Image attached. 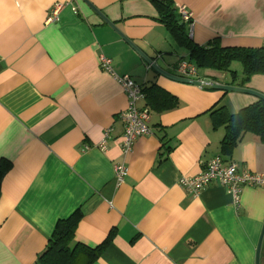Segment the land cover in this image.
<instances>
[{
  "label": "crops",
  "instance_id": "1",
  "mask_svg": "<svg viewBox=\"0 0 264 264\" xmlns=\"http://www.w3.org/2000/svg\"><path fill=\"white\" fill-rule=\"evenodd\" d=\"M88 1L164 71L178 76L177 65L189 61L154 1ZM171 1L193 15L191 39L199 46H263L264 0ZM57 4L58 17L49 21ZM102 57L116 76L156 84L179 100L172 111L149 109L152 135L128 154L119 115L129 101L117 77L101 68ZM198 74L239 86L229 73ZM243 88L264 94V75ZM257 102L160 76L82 0H0V264H36L59 223L73 217L75 243L95 248L110 238L92 264H256L264 189L243 188L236 207L220 186L195 197L180 180L217 156L241 173L264 174V143L246 133L225 155L227 131L212 115ZM118 165L127 170L121 185Z\"/></svg>",
  "mask_w": 264,
  "mask_h": 264
},
{
  "label": "trees",
  "instance_id": "2",
  "mask_svg": "<svg viewBox=\"0 0 264 264\" xmlns=\"http://www.w3.org/2000/svg\"><path fill=\"white\" fill-rule=\"evenodd\" d=\"M152 1L157 3L161 10L160 23L170 31L181 47L188 51V62L194 64L197 70L229 73L233 79L231 84H235L240 78L238 85L241 87L249 83L253 76L264 75V46L259 48L223 47L217 41L206 46H199L191 39L190 23L183 22L179 8L171 0ZM234 63L242 66L241 77L232 69ZM142 90L144 97L149 101L146 108L148 110L151 108L155 112H167L179 107L177 97L156 84L142 87ZM213 112V116L217 115L214 118V125L225 126L227 131L221 143V150L225 155L232 153L246 133L257 136L264 143L263 101L258 100L257 103L236 114L226 112L224 107ZM219 157L223 159L222 156ZM1 174L2 172L0 177ZM78 222L77 217L60 222L36 264H92L110 243V238L95 248L79 242L75 243Z\"/></svg>",
  "mask_w": 264,
  "mask_h": 264
},
{
  "label": "built area",
  "instance_id": "3",
  "mask_svg": "<svg viewBox=\"0 0 264 264\" xmlns=\"http://www.w3.org/2000/svg\"><path fill=\"white\" fill-rule=\"evenodd\" d=\"M62 6L57 4L54 6L49 21L56 20ZM180 14L183 22L190 23V34L192 32V25L194 23L193 15L185 8L180 7ZM264 46V39L262 41ZM101 68L113 76L111 60L102 57ZM176 71L178 77L192 81H200L203 86L207 85L203 79L199 78L198 70L192 63L182 61L177 65ZM127 99L129 101L128 108L123 111L119 117L124 124V134L121 141V150L124 154H128L133 150L137 140L142 137L152 135L151 122L152 113L144 108L140 109L138 103L144 99L142 87L138 85L130 77H118ZM110 133L107 131L105 137H109ZM127 175L125 166L118 165L115 167V179L118 185H121ZM181 187L191 196H199L206 188L212 185L224 188L233 198V204L236 207L240 205L241 194L243 188H262L264 189V174H256L251 172H239L233 163H226L219 156L208 162L202 172L192 178H183L180 180Z\"/></svg>",
  "mask_w": 264,
  "mask_h": 264
},
{
  "label": "water",
  "instance_id": "4",
  "mask_svg": "<svg viewBox=\"0 0 264 264\" xmlns=\"http://www.w3.org/2000/svg\"><path fill=\"white\" fill-rule=\"evenodd\" d=\"M86 5H88L94 13H96L109 27H111L144 61L145 63L153 69L157 74L160 76L176 82L180 84H186V85H191V86H197V87H202L203 83L200 81H192L188 79H183L180 78L176 75H172L163 69H161L151 58H149L145 53H143L129 38H127L117 27L116 25L111 22L102 12H100L98 9H96L88 0H82ZM204 82L207 85H211V87L214 90L222 91L225 93H238V94H245V95H250L258 99L259 101L264 102V94L260 93L258 91L248 89V88H243L239 86H233V85H227V84H218V83H213L210 79H205ZM263 239H264V226L263 230L261 233V237L258 243L257 247V253H256V264H261V248L263 244Z\"/></svg>",
  "mask_w": 264,
  "mask_h": 264
},
{
  "label": "rangeland",
  "instance_id": "5",
  "mask_svg": "<svg viewBox=\"0 0 264 264\" xmlns=\"http://www.w3.org/2000/svg\"><path fill=\"white\" fill-rule=\"evenodd\" d=\"M262 45H263V44H262ZM236 68H237L239 71H241L242 66L239 64V66H236Z\"/></svg>",
  "mask_w": 264,
  "mask_h": 264
}]
</instances>
